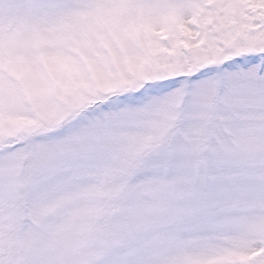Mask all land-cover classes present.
I'll return each instance as SVG.
<instances>
[{
  "label": "snow or ice",
  "instance_id": "6c2138e0",
  "mask_svg": "<svg viewBox=\"0 0 264 264\" xmlns=\"http://www.w3.org/2000/svg\"><path fill=\"white\" fill-rule=\"evenodd\" d=\"M0 264H264V0H0Z\"/></svg>",
  "mask_w": 264,
  "mask_h": 264
}]
</instances>
